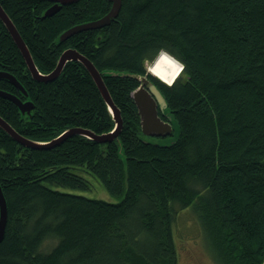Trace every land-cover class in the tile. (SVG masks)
Returning <instances> with one entry per match:
<instances>
[{"label":"trees","instance_id":"trees-1","mask_svg":"<svg viewBox=\"0 0 264 264\" xmlns=\"http://www.w3.org/2000/svg\"><path fill=\"white\" fill-rule=\"evenodd\" d=\"M37 69L49 73L66 48L101 72L121 111L119 134L98 142L67 136L51 148L21 145L0 126V186L7 202L0 264H178L176 222L190 212L218 264H264V0H121L114 19L60 41L61 32L100 18L109 0H73L50 16L51 0H0ZM161 50L182 63L166 84L146 70ZM147 75L175 118V139L141 138L132 76ZM0 89L34 103L20 113L0 96V116L21 135L51 140L66 128L114 126L86 67L64 64L38 81L0 20ZM91 174L109 201L90 189ZM181 212V213H180ZM56 243L41 250L44 241Z\"/></svg>","mask_w":264,"mask_h":264},{"label":"water","instance_id":"water-1","mask_svg":"<svg viewBox=\"0 0 264 264\" xmlns=\"http://www.w3.org/2000/svg\"><path fill=\"white\" fill-rule=\"evenodd\" d=\"M51 1L53 2V4L50 5L49 8L43 12V16H50V14H53L55 11H57L60 8L61 4L71 3V1L73 0H51ZM109 1L112 4L110 9L106 14H104V16L93 19L92 21H85L82 24H77L69 29L64 30L63 32H61L59 36V40L62 41L72 36L73 33L82 31L83 29L100 28L105 26L106 24H109L110 20L114 19L115 16H117V14L119 13L121 0H109ZM0 20L3 23V25L7 28L10 37H12L16 47L19 48L21 56L22 58H24L26 67L27 69H29V71H31L32 77L35 80L45 81V82L52 81L61 73V71L63 70V66L66 62L73 60L80 62L83 67H86L89 75L93 78L95 85L99 89L100 94L102 98H104L106 106L111 113L112 120H114V126L112 127V129L109 130V132L106 133L96 134L95 132H93L88 128L86 129L83 127L76 126V127L66 128L59 135L55 136V138L51 140L38 141L35 139H30L25 135L19 134L12 127L11 124H8L0 116V126L9 135H11L21 145L23 144L24 146H28L31 148L44 149V148L54 147L55 145L65 140L67 136H71V135L80 134L87 138L89 137L93 140H96L98 142L99 141L104 142V141H110L119 134L120 132L119 130L123 121L121 118V111L115 105L113 98H111L108 87L105 86L101 72L97 69V67H95L92 64V62L86 55L83 56L75 48L73 49L66 48L59 55V59L51 72L40 73L39 69H37L36 67L34 59L32 58L28 47H26L25 45L22 36H20L18 29L16 28V26H14L10 16L7 15V13H5L1 4H0ZM102 74L104 76L132 75L136 77L139 80V85L136 89H134L131 92V96L134 99L136 108H138L141 132L152 137L153 136L164 137V135H168L172 133L173 130L172 123L176 124V120L174 117H172V114H170L166 109L165 97L161 94L158 87L154 85L153 82L149 81L145 75H137L135 73L115 71L111 69H107L103 71ZM0 78L10 81L17 88L18 91H21L23 95L28 97V91H26L22 83L19 82V80H17L12 73H10L9 71L7 72L0 70ZM0 96L14 102L16 106L19 108L20 113H29L32 107L34 106V103L29 99L22 100L16 94L12 92L4 91L2 89H0ZM158 111H160L162 116L164 115L168 119L165 120L164 118H161L158 114ZM7 214H8L7 202L5 201L4 193L3 190H1V186H0V241L4 237Z\"/></svg>","mask_w":264,"mask_h":264},{"label":"rangeland","instance_id":"rangeland-1","mask_svg":"<svg viewBox=\"0 0 264 264\" xmlns=\"http://www.w3.org/2000/svg\"><path fill=\"white\" fill-rule=\"evenodd\" d=\"M150 63L147 64L149 66ZM152 74V73H151ZM150 74V75H151ZM154 75V74H153ZM157 77V76H156ZM172 134L160 136H149L142 133L141 138L155 141L161 144L169 143L173 141L177 135L178 128L176 124L172 123ZM88 179H90V189H79L75 190L72 188L69 189L76 193H82L88 197H99L104 198L109 201H117L120 199L118 196L110 195L105 187L98 181V179L91 174L83 173ZM181 213V212H180ZM176 238L177 239V249H178V264H218L213 258H211L207 247H205L202 237L200 236L197 227L194 226V219L190 212L187 210L179 214V219L176 222ZM56 243L53 241H44L41 250L48 251L49 248H52Z\"/></svg>","mask_w":264,"mask_h":264},{"label":"bare ground","instance_id":"bare-ground-1","mask_svg":"<svg viewBox=\"0 0 264 264\" xmlns=\"http://www.w3.org/2000/svg\"><path fill=\"white\" fill-rule=\"evenodd\" d=\"M181 66H183L181 62H179L169 53L165 52L164 50H161L160 53L150 62V65L147 66L146 70L149 74L151 73L154 74V76H157L159 80L164 81L166 84H171L173 80L180 74V71L182 69ZM177 68H180L178 72H177ZM40 73L43 72L40 71ZM145 76L147 77V75ZM148 80L150 81L149 78ZM158 114L161 118H164L165 120L168 119L164 115L162 116L160 111H158Z\"/></svg>","mask_w":264,"mask_h":264},{"label":"snow or ice","instance_id":"snow-or-ice-1","mask_svg":"<svg viewBox=\"0 0 264 264\" xmlns=\"http://www.w3.org/2000/svg\"><path fill=\"white\" fill-rule=\"evenodd\" d=\"M182 67V66H181ZM180 70V68H177V72ZM171 82V81H170Z\"/></svg>","mask_w":264,"mask_h":264}]
</instances>
